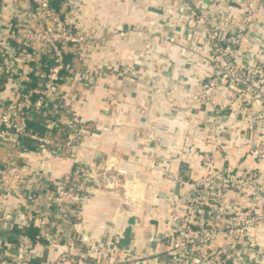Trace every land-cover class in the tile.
<instances>
[{
    "label": "built area",
    "instance_id": "obj_1",
    "mask_svg": "<svg viewBox=\"0 0 264 264\" xmlns=\"http://www.w3.org/2000/svg\"><path fill=\"white\" fill-rule=\"evenodd\" d=\"M207 1L189 6L185 18L193 28L202 26L214 66L192 97H203L220 112L236 111L244 121L241 165L217 166L214 134L207 137L210 146L201 157L204 173L198 182L183 180L180 169L159 167L149 152L141 155L147 171L170 182L171 190L164 198L167 229L153 236L156 247L150 252L134 256L132 250H118L112 240L77 229L76 221L96 192L120 198L118 212L121 206L140 205L129 192L137 178L117 166L118 154L102 151V163L94 165L79 157L81 149L89 148L93 129L76 107L80 102L84 110L88 99L71 88L91 87L108 68L89 61L103 36L82 23L86 0H0V230L10 236L14 226L38 229L35 240L18 233L11 240L0 236V264H36L34 248L43 240L55 253L40 264H239V259L264 264V59L236 62V45L257 21L264 0ZM224 2L232 3L227 11L215 9ZM233 8L240 12L238 21ZM217 82L234 88L233 94L225 100L213 97ZM33 118L42 122L43 134L29 124ZM52 128H65V137L51 136ZM52 160H68L69 165L59 174L36 166ZM39 198L44 201L37 206ZM62 241L66 248L58 249ZM234 250L249 257L238 258Z\"/></svg>",
    "mask_w": 264,
    "mask_h": 264
},
{
    "label": "crops",
    "instance_id": "obj_2",
    "mask_svg": "<svg viewBox=\"0 0 264 264\" xmlns=\"http://www.w3.org/2000/svg\"><path fill=\"white\" fill-rule=\"evenodd\" d=\"M86 3L82 23L91 24L92 33L103 36L102 45L91 49L89 61L97 67L105 63L108 68L105 76L91 87L76 84L71 88L74 94L88 99L84 110L78 107L80 102L76 107L84 118L90 119L93 129L88 137L89 148L81 149L79 157L94 165L102 163V151L118 154L117 166L134 172L137 178L129 192L140 205L130 210L121 206L122 212H118L120 198L109 192H96L76 221L77 229L94 239L112 240L118 250H132L138 256L156 247L153 236L167 229L169 215L164 198L171 188L170 182L163 183L159 175L147 171L140 156L149 152L146 154L150 158L152 155L159 167L180 169L183 180L189 181L188 176L204 173L201 157L210 146L207 137L214 134L219 157L227 156L223 162L217 156V166H240L243 145L239 138L245 133V123L236 111L225 110L226 114L219 115L210 103L192 97L214 66L202 26L193 28L185 18L189 16V6L202 7L209 1L86 0ZM91 4L95 6L92 12ZM229 4L232 6L226 3L216 5L215 9L225 12ZM96 9L99 18L95 17ZM232 11L238 21L240 12L234 8ZM236 49L249 54L250 60L264 59V5ZM70 57L76 61V57ZM215 92L217 99L223 100L233 94L234 88L218 85ZM38 119H31L29 124L43 134L46 129ZM147 123L154 125L149 128ZM45 165L50 174H59L69 161L36 162L37 167ZM43 201L39 198L37 206ZM7 233L0 230V236L9 240L16 232L10 236ZM76 242L79 248L83 247ZM40 244L34 248L36 256L32 261L36 264L55 253ZM64 248L66 244L62 241L58 249ZM234 253L238 258L249 257L241 250Z\"/></svg>",
    "mask_w": 264,
    "mask_h": 264
},
{
    "label": "rangeland",
    "instance_id": "obj_3",
    "mask_svg": "<svg viewBox=\"0 0 264 264\" xmlns=\"http://www.w3.org/2000/svg\"><path fill=\"white\" fill-rule=\"evenodd\" d=\"M236 62L238 63H242V64H248V62L250 61V58H249V54H247V53H245V52H242L241 51V53H239L237 56H236ZM238 63V64H239ZM221 77V76H220ZM221 79V78H220ZM205 82H206V80H204ZM218 85H225V86H229L227 83H221V82H217V84L215 85V87H217ZM197 90V89H196ZM205 95L206 96H208L209 95V92L208 93H206L205 92ZM212 96L213 97H215L216 99H217V94H216V92H215V89H214V91H213V94H212ZM230 97V96H229ZM222 98H224V97H222ZM227 98V97H226ZM226 98H224L223 100H225ZM203 102H206V100L202 97V98H200ZM226 110H228V109H226ZM228 111H230V110H228ZM217 113H219V115H223V114H226V112L227 111H222V112H220V111H216ZM150 124H153V123H147L146 124V126L147 127H153V126H151ZM154 125V124H153ZM190 179H191V181L192 180H196L197 182H198V180H199V178L201 177V176H199V174L198 173H195L194 174V176H188ZM191 181H189V182H191ZM199 185H197V188L199 189V187H198ZM228 250V249H227ZM229 253H232L231 252V250H229ZM230 255H232V254H230ZM222 257V256H221ZM239 264H242V262H241V260L239 259Z\"/></svg>",
    "mask_w": 264,
    "mask_h": 264
},
{
    "label": "trees",
    "instance_id": "obj_4",
    "mask_svg": "<svg viewBox=\"0 0 264 264\" xmlns=\"http://www.w3.org/2000/svg\"><path fill=\"white\" fill-rule=\"evenodd\" d=\"M57 1H55L56 3ZM66 129L63 128L61 132L57 131L55 128L49 129V132L51 136L54 138L61 140L65 137L66 135ZM12 230L18 234H22L25 236L30 237L32 240H35V235L38 233V229L34 226H29V227H22V228H17V227H12ZM44 241V240H43Z\"/></svg>",
    "mask_w": 264,
    "mask_h": 264
}]
</instances>
